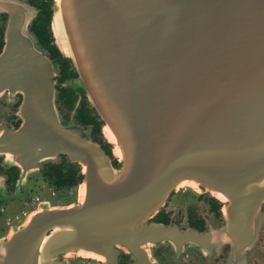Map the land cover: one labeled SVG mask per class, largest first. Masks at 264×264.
Segmentation results:
<instances>
[{
    "label": "water",
    "instance_id": "obj_1",
    "mask_svg": "<svg viewBox=\"0 0 264 264\" xmlns=\"http://www.w3.org/2000/svg\"><path fill=\"white\" fill-rule=\"evenodd\" d=\"M51 10L54 43L71 66L72 116L84 99L118 164L89 130L62 120L56 68L28 33L31 17L12 11L0 55V84L24 95L12 158L21 166L65 155L84 176L77 205L38 208L10 238L25 243V264L82 248L99 223L169 239L172 229L145 222L184 185L220 196L229 221L262 220L264 0H53Z\"/></svg>",
    "mask_w": 264,
    "mask_h": 264
},
{
    "label": "flooded vegetation",
    "instance_id": "obj_2",
    "mask_svg": "<svg viewBox=\"0 0 264 264\" xmlns=\"http://www.w3.org/2000/svg\"><path fill=\"white\" fill-rule=\"evenodd\" d=\"M7 1L8 6L13 2L16 6L4 8L0 4V55L12 35L9 26L14 19L12 11L26 13L24 22L31 17L28 33L56 68L53 81L56 106L62 120L73 118L89 130L92 141L100 144L112 165L116 166L118 162L101 132V123L84 99L72 116L77 98L64 86L71 66L54 43L53 0ZM17 4L29 8L21 10ZM23 101L22 92L0 84V264H25V243L20 247L19 240L15 247L10 238L17 233L20 236L27 219L38 208L77 205L78 189L84 179L80 166L65 155L39 162L27 159L21 166L16 164L12 155L17 146L9 134L22 125L19 108ZM225 205L217 195L200 187H179L145 222L148 226L172 229L169 239L150 242L145 238L138 239V233L132 228L124 232L122 227L119 231L105 230L99 223L92 226V231L84 232L86 241L82 248L70 246L58 252L56 262L52 264H264V217L254 219L252 226L249 217L236 216L229 221ZM260 212L264 215V203ZM187 231L199 234V240L187 241L180 236H185ZM51 233L48 231L46 236Z\"/></svg>",
    "mask_w": 264,
    "mask_h": 264
},
{
    "label": "bare ground",
    "instance_id": "obj_3",
    "mask_svg": "<svg viewBox=\"0 0 264 264\" xmlns=\"http://www.w3.org/2000/svg\"><path fill=\"white\" fill-rule=\"evenodd\" d=\"M104 135H105V138L107 139V140H109L110 141V137H109V135L107 134V132H104ZM115 153V152H114ZM9 155V154H8ZM115 155H116V153H115ZM12 157V156H11ZM184 186H191V187H193L192 185H184ZM219 198H220V196H218ZM82 199V188H80L79 187V189H78V200L80 201ZM221 199V198H220ZM28 220V219H27Z\"/></svg>",
    "mask_w": 264,
    "mask_h": 264
},
{
    "label": "rangeland",
    "instance_id": "obj_4",
    "mask_svg": "<svg viewBox=\"0 0 264 264\" xmlns=\"http://www.w3.org/2000/svg\"><path fill=\"white\" fill-rule=\"evenodd\" d=\"M105 136V135H104ZM115 159V158H114Z\"/></svg>",
    "mask_w": 264,
    "mask_h": 264
}]
</instances>
